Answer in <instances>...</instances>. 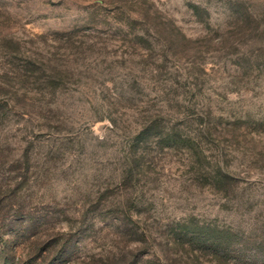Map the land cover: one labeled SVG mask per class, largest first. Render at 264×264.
Here are the masks:
<instances>
[{
    "label": "rangeland",
    "instance_id": "obj_1",
    "mask_svg": "<svg viewBox=\"0 0 264 264\" xmlns=\"http://www.w3.org/2000/svg\"><path fill=\"white\" fill-rule=\"evenodd\" d=\"M0 264H264V0H0Z\"/></svg>",
    "mask_w": 264,
    "mask_h": 264
}]
</instances>
